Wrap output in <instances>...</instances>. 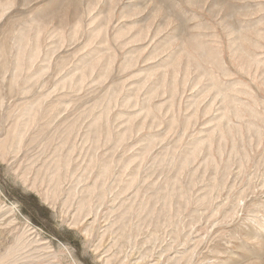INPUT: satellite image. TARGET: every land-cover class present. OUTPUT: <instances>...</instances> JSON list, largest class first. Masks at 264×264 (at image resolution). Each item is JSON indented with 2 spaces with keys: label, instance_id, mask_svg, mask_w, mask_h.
<instances>
[{
  "label": "rangeland",
  "instance_id": "rangeland-1",
  "mask_svg": "<svg viewBox=\"0 0 264 264\" xmlns=\"http://www.w3.org/2000/svg\"><path fill=\"white\" fill-rule=\"evenodd\" d=\"M0 264H264V0H0Z\"/></svg>",
  "mask_w": 264,
  "mask_h": 264
}]
</instances>
